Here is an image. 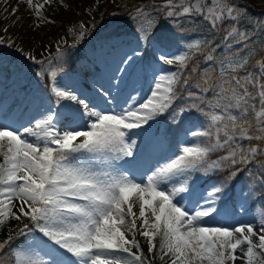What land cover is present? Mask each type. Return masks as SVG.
<instances>
[{
  "label": "snow or ice",
  "instance_id": "snow-or-ice-1",
  "mask_svg": "<svg viewBox=\"0 0 264 264\" xmlns=\"http://www.w3.org/2000/svg\"><path fill=\"white\" fill-rule=\"evenodd\" d=\"M9 2L0 0V15L16 16L19 7L9 8ZM103 2L85 10L91 24L73 22L65 32L71 42L61 38L54 56L38 58L11 36L0 37V77L8 72L46 81L52 101L20 123L19 104L0 99V231H7L0 264H264V216L219 223L245 213L249 200H264V58L246 70L253 54L249 43H255L240 28L247 9L236 0H164L151 11L137 6L129 13L134 41L120 42L105 83L96 80L86 96L62 81L77 74L73 65L82 49L117 47L111 35L94 36ZM57 3L71 10L64 0H17L26 5L33 30L55 23L47 12ZM185 17L223 30L219 60L220 44L204 56L214 65L199 69L192 63L212 41L193 40L169 53L171 41L157 34L162 19L179 23ZM150 43L151 56L145 51ZM173 66L175 71L166 70ZM148 69L150 95L137 104L135 77ZM212 71L216 79L208 75ZM113 89L127 91V107L119 113L106 107L117 101ZM161 118L166 133L183 132L186 139L174 156L137 179L134 170L157 139ZM197 173L223 178L197 189ZM237 183L240 192L233 198Z\"/></svg>",
  "mask_w": 264,
  "mask_h": 264
},
{
  "label": "rangeland",
  "instance_id": "rangeland-1",
  "mask_svg": "<svg viewBox=\"0 0 264 264\" xmlns=\"http://www.w3.org/2000/svg\"><path fill=\"white\" fill-rule=\"evenodd\" d=\"M64 2L69 6L71 10L59 7L57 3L53 9H49L47 15L55 21L54 24H47L40 27L39 29L33 30L31 27L30 13L26 10L25 4L17 5V0H10L8 7H19V11L16 16L8 15V13H3L0 15V37L11 36L17 41L18 45H22L24 48L33 52L38 58H43L44 56H54L56 51V43L65 38L71 42V36H65V32L68 28L73 26V22L85 21L88 24L92 21L90 14L85 11L88 8L94 7L96 0H64ZM113 4L118 6L119 3H113L112 0H104L103 3L99 5V13L96 15V22L102 19L103 13L105 12L107 6ZM4 8L3 4H0V10ZM102 13V15H101ZM6 17V18H5ZM20 19V22L13 26V22ZM246 20H253L251 15L247 12L246 15L242 17ZM128 22H120L115 26L120 24H127ZM8 27L9 32L4 33L3 28ZM111 28V27H110ZM121 41H134V36H122L116 38L112 41L113 44L117 45L116 48H106L104 52L99 50L93 53L90 47L85 51L84 56L80 54L75 64L73 65L75 73L65 76L62 83L69 85L70 87H75L79 89L84 95L91 96L93 94L92 89L96 87V80H100L101 83H105L106 77L110 72L115 59L118 58L120 54V42ZM98 46V43H95ZM7 50H5V56H8ZM10 59L15 63L19 64L20 60L18 56L13 55ZM93 65H97L100 69L99 72L93 70ZM33 68L36 66L33 65ZM90 69L92 74H90V80L88 85L90 87L89 92H87L83 87L79 79L78 74H82L83 71ZM167 71H173L172 67H166ZM71 72V70H70ZM153 72L151 69L138 71L135 80V95L137 96L136 103L139 104L150 95V87L152 81ZM4 77H6L4 79ZM10 78V79H9ZM6 80H13L15 84H18L21 89H16L18 91L17 98L9 96V92H5L1 86ZM46 81H41L32 75H10L5 72L3 77H0V98L3 99L6 104L14 105L19 104L18 113H22V119L20 123H27L31 118L36 117L46 108L52 107V101L50 99L51 94L46 87ZM14 84V83H13ZM13 88V87H11ZM24 88V89H23ZM23 90V91H21ZM114 96H117L116 103H109L106 105L107 108L114 109L116 113H119L122 108H126L125 99L127 96V91L124 93H118L116 89L112 90ZM68 103V102H64ZM20 123L16 124L15 127H20ZM160 130H164L162 127ZM157 139L152 142L150 151L145 154L140 162L137 164L134 174L137 179L144 176L145 173L149 172V169L154 167L157 163H164L167 159L174 156L176 152H173L171 147L174 149L175 144L172 142L169 144L161 134H156ZM27 139H32L31 137H26ZM185 136L182 135L178 139L179 146L181 142L185 141ZM192 137H187L188 142H192ZM201 175L194 174V184L197 189H202L204 187H211L212 183L217 180H207L206 182H200L199 177ZM240 192V187L236 186L235 191L230 193L233 198H237ZM232 202V201H230ZM134 211L138 213V207L134 208ZM264 216V212H259L257 210H248L243 214H236L228 220H220L219 223L227 224L228 226H233L242 222H255ZM139 223V221H138ZM214 222L209 220L208 224L211 225ZM7 231H0V240L4 239ZM144 240V239H143ZM144 250L147 251V244L144 245ZM239 254V253H238ZM168 259L167 257L165 258ZM163 264V262H161ZM236 264H242V261L238 260Z\"/></svg>",
  "mask_w": 264,
  "mask_h": 264
},
{
  "label": "trees",
  "instance_id": "trees-1",
  "mask_svg": "<svg viewBox=\"0 0 264 264\" xmlns=\"http://www.w3.org/2000/svg\"><path fill=\"white\" fill-rule=\"evenodd\" d=\"M164 0H118L119 5L115 6L113 4H109L103 13L102 19L96 22V26L98 28V32L94 34L95 37L100 36H108L116 37L121 35L122 33H133L135 31V26L133 21L129 19V13L134 12L137 6H148L149 11H151V6L153 4H161ZM238 4L247 9V12L251 15L253 20L241 19L240 28L245 29L249 32L250 35L253 36V40L255 43H249V49L253 50V54L250 57L249 65L246 67V70L252 71L254 69V64L257 59L264 58V0H236ZM116 12L117 15L113 17L111 13ZM120 22H128L129 24H120L115 26ZM160 23L163 25L162 27H158L157 34L166 35L167 38L171 41L170 48L168 51L176 52L178 49L183 50L184 45L193 40H205L212 41V44H206L204 49L200 55H198L195 60L192 62L193 64H198L199 69L208 68L210 64H215V62H205L204 56L217 44H220L221 47L217 49L216 58L219 60V53L224 51L222 40L224 32L223 30L212 31L210 26L203 21L202 19H188L181 18L179 23H173L168 20H161ZM111 27V28H110ZM255 29V31H253ZM159 34V35H160ZM235 48H241V45H235ZM145 51L148 53H152L153 48L150 44L146 47ZM8 53V51H6ZM245 53H241L244 55ZM192 67V64L189 65V70ZM176 70V67H174ZM240 75L244 74V70H242ZM213 79L218 77V73L216 71H212L208 74ZM84 79L83 77H81ZM251 90V89H250ZM211 95V94H209ZM258 104V102H257ZM162 121L163 118H161ZM180 133H166L170 135L171 139L175 141L179 137ZM245 144L248 143H257L256 141H244ZM215 158V156H213ZM221 175H213L211 178L204 176L201 177L200 181H207L212 179H222ZM236 186L241 187L240 183H237ZM248 208L252 211L258 210L264 212V200L259 198L251 199L248 202ZM142 244H145L142 242ZM158 244V240H157ZM147 254V251H145ZM154 264H160V260L156 259Z\"/></svg>",
  "mask_w": 264,
  "mask_h": 264
}]
</instances>
